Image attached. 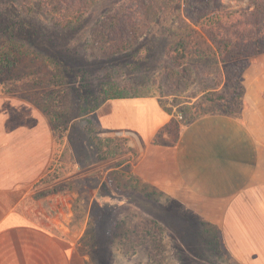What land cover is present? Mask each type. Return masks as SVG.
Returning <instances> with one entry per match:
<instances>
[{
  "label": "rangeland",
  "instance_id": "rangeland-1",
  "mask_svg": "<svg viewBox=\"0 0 264 264\" xmlns=\"http://www.w3.org/2000/svg\"><path fill=\"white\" fill-rule=\"evenodd\" d=\"M221 1L232 11L247 10L250 3ZM203 20L186 19L184 0H90L81 19L64 27L44 14L39 0H0V22L12 25L20 56L13 75L29 76L7 95L38 108L55 132L52 163L34 204L51 233L65 238L85 264L224 261L209 231L200 233L202 228L190 224L197 220L134 175L144 148L138 137L106 131L98 118L115 96L156 97L178 125L203 111L218 112L217 103L202 95L222 89L215 86L224 81L219 58L191 54L180 70L167 59L169 47L190 30L200 32ZM112 121L103 120L120 127L128 122ZM167 131L173 139L176 130ZM103 183L115 199L99 195Z\"/></svg>",
  "mask_w": 264,
  "mask_h": 264
},
{
  "label": "crops",
  "instance_id": "crops-1",
  "mask_svg": "<svg viewBox=\"0 0 264 264\" xmlns=\"http://www.w3.org/2000/svg\"><path fill=\"white\" fill-rule=\"evenodd\" d=\"M241 84L236 114L219 111L179 123L173 139L167 125L177 117L156 97L112 99L98 118L106 131L138 137L144 148L134 175L197 220L190 224L200 233L214 236L220 264H264V53L251 59ZM138 103L143 111L134 110ZM103 120L128 122L120 127ZM54 144L38 108L0 95V264H85L65 238L51 233L34 204Z\"/></svg>",
  "mask_w": 264,
  "mask_h": 264
},
{
  "label": "trees",
  "instance_id": "trees-1",
  "mask_svg": "<svg viewBox=\"0 0 264 264\" xmlns=\"http://www.w3.org/2000/svg\"><path fill=\"white\" fill-rule=\"evenodd\" d=\"M89 1L39 0V5L44 14L54 16L60 20L59 23L62 26L68 27L81 19L88 8ZM249 1L247 10L232 11L221 0H184L187 20L196 21L204 17L203 23L200 24L201 30L200 32L190 30L185 38L176 41L167 52L171 68L178 70L183 69L185 60L191 54L194 56L216 55L219 58L224 81L221 84L218 82L215 86L222 89L206 92L202 95V99L209 104L217 103L218 110L229 115L236 114L240 109L243 91L241 75L244 69L252 58L264 53V0ZM0 25L2 27L0 95H7L15 93L17 86L22 81L28 80L29 76L28 74L13 75L20 56L15 49L16 44L11 34L12 25L8 21H1ZM4 77L7 78L2 81ZM224 92L228 94L224 95ZM121 98L123 97H113V99ZM209 113L215 112L203 111L202 116ZM167 129L177 130L178 124L172 120L168 123ZM152 224V227L156 229L157 224L153 222Z\"/></svg>",
  "mask_w": 264,
  "mask_h": 264
},
{
  "label": "water",
  "instance_id": "water-1",
  "mask_svg": "<svg viewBox=\"0 0 264 264\" xmlns=\"http://www.w3.org/2000/svg\"><path fill=\"white\" fill-rule=\"evenodd\" d=\"M99 195L101 197H108L110 199H115L116 196L110 191L105 183L102 184L101 188L99 189Z\"/></svg>",
  "mask_w": 264,
  "mask_h": 264
}]
</instances>
